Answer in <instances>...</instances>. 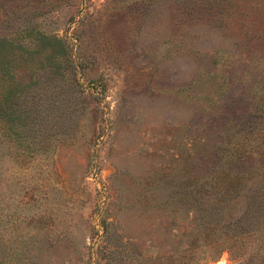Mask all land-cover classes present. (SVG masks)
Here are the masks:
<instances>
[{"label":"rangeland","instance_id":"374dc122","mask_svg":"<svg viewBox=\"0 0 264 264\" xmlns=\"http://www.w3.org/2000/svg\"><path fill=\"white\" fill-rule=\"evenodd\" d=\"M0 264H264V0H0Z\"/></svg>","mask_w":264,"mask_h":264}]
</instances>
